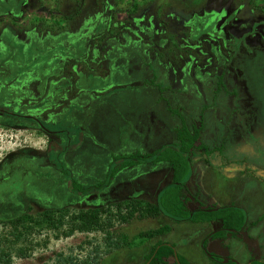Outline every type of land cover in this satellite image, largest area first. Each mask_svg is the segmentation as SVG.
I'll return each instance as SVG.
<instances>
[{
    "label": "rangeland",
    "instance_id": "374dc122",
    "mask_svg": "<svg viewBox=\"0 0 264 264\" xmlns=\"http://www.w3.org/2000/svg\"><path fill=\"white\" fill-rule=\"evenodd\" d=\"M72 1L0 0V72L7 73L5 79H10L18 73L30 75L34 72L38 79L39 99L46 95L45 90L49 83L47 79H52L54 115L51 120L54 121L46 126L50 131H60L58 134H46L36 128L20 129L0 125V205L16 204L20 208L27 198H32L54 205L71 202L68 213L75 212L76 207H106L108 203L102 199L99 192L83 196L74 195L63 170L69 171L81 183L91 184L97 179L100 180L102 172V180L106 179L109 164H113V155L141 151L139 146L132 145L133 133L136 134L138 129L136 118L144 117L145 109L142 111L140 108L146 102V97L141 94L144 88L148 87L147 80H153L154 73L155 82L167 85L171 82L168 86L174 89L185 80L188 83L187 88L195 91L199 84L195 79L200 76L199 79L208 84L203 85V90L199 91L205 101L209 100L210 95L205 88L213 87L214 81L207 73L196 75L197 69L194 67L196 64L199 67L201 65L194 62L193 56L196 54L195 44L199 45V49L206 47L207 41L214 39L216 46H219L215 48L214 53L217 61L223 65L228 63L231 57L225 69L227 86L238 88L239 91L240 87L247 88V92L244 88L239 92L241 104L257 108L252 123L255 129L251 133L252 136L249 135L250 144H239L241 134L239 131H231L230 125H225V131L218 129L212 146L223 144L222 148L213 149L214 152L204 155L194 153L191 184L202 185V199L207 197L204 190L207 192V189H217L219 192H216L215 196L218 201L223 202L222 204H228L224 202L227 197L241 198L251 205L250 209L254 215L260 213L264 207V184L250 171L256 167L260 169V165L250 158H246V163L243 157H248L247 151L253 148L258 135L261 136V132H264V0H159L158 3L165 4V7L158 10L147 0L144 8L136 15L130 13L133 3L137 1L144 5L143 0H106L107 5L117 1L116 5L113 4L115 21L126 24V31L119 36L121 39H116L115 36L107 40L108 56L105 60L93 64L94 77L83 74L79 71V66L77 70L75 66V75H68L62 70L64 61H60L61 57L56 53L82 52L87 45L82 40L83 33L93 26L102 29V25H105L104 18L109 19L111 15L101 9L86 13L83 9L78 12L80 14H77L78 17L72 23H66V31L59 32L58 14L71 13ZM6 8L15 12H4ZM131 20L138 24L136 30L131 29ZM143 23H150L152 29L145 32L142 29ZM154 32H171V38L168 40L170 50L169 46L164 48V45L161 47L158 44L151 48L150 41L154 40ZM186 37L187 41H184ZM187 51L190 52L191 59ZM168 52L170 54H167ZM171 78H174V81H170ZM110 86L118 87L111 89ZM62 87L64 89H61ZM173 89L172 92H166V101L181 107L179 101L174 102L181 99L182 103L190 105L193 114L197 115L201 103H196L194 98L189 99L190 93L181 90L184 86L177 88L181 96ZM106 90L108 92H105ZM95 91L105 92L101 95V105L110 96L112 101L121 98L122 104L129 110L123 115L125 120L120 122L121 126L117 124V114L113 110L105 111L104 116L99 117L103 128L99 129L100 133H95L96 123L99 124L96 107H89L92 100L89 95H96L93 93ZM29 95L27 91L22 92L24 101ZM239 99L240 97L238 103ZM221 102L225 103L227 100L221 99ZM234 108L238 109L241 115L244 114L242 108H237V105H234ZM45 111L46 109L43 112L35 110L34 113L44 114ZM192 112L189 114L193 117ZM85 122L86 128L83 126ZM237 122V118L233 119L231 125L236 127ZM90 123L93 125L89 126ZM145 126L153 127L152 122L145 123ZM121 129L123 133L126 129L129 130V135L120 137L123 141L119 138ZM229 133L232 135L229 136ZM49 142H52L50 153L47 150ZM260 148L264 150V140L260 141ZM260 148H254V151L258 154L264 153ZM257 153L259 162V157L264 158V154ZM203 159H206L207 163ZM142 163L152 164L151 161ZM246 166L248 169L245 172ZM261 173L264 177L263 170H260V175ZM140 181L146 185L149 178H139L138 182ZM115 206H112L111 210L116 211ZM3 215L0 213L1 246L7 244L1 243L3 238L12 239L9 234L10 227L3 223ZM68 215L66 220L69 222ZM101 218L102 222L106 223L108 217L101 215ZM148 221V218H135L126 223L112 220V226L103 230L75 229L70 235L49 229L39 233L32 231L27 236L30 241H25L29 244L27 254L14 255L10 264H140L149 250L148 243L135 247L136 243L126 244L123 236L130 239L140 231L150 230V227L161 224L159 219L153 220L151 225ZM70 224L71 220L64 223V230H67ZM176 230L172 231L167 239L178 248ZM107 232L111 236L110 239Z\"/></svg>",
    "mask_w": 264,
    "mask_h": 264
},
{
    "label": "trees",
    "instance_id": "16d2710c",
    "mask_svg": "<svg viewBox=\"0 0 264 264\" xmlns=\"http://www.w3.org/2000/svg\"><path fill=\"white\" fill-rule=\"evenodd\" d=\"M158 1L159 0H150V4L153 5L155 10L165 7V4L158 3ZM116 2L112 1L107 5L106 0H73L71 3L73 9L71 8L72 11L70 9L71 13L60 12L58 14L59 21L57 22V25L59 26V32L66 31V27L78 17L80 14H78V12H81L83 9L86 10L84 11L85 13L91 10L97 11L101 9L102 12L104 10L107 11V14L111 15L109 19L104 18L103 22L105 25H102V29H96L97 26H93L90 27L87 32L85 31L83 33L82 40H84L87 45L82 52H72V54L71 52L63 53L62 51H59L56 53L58 57H61L59 60L64 61L62 70L66 71L65 73L73 76L76 74L75 72L79 66V71H82L83 74L89 77H94L95 68L93 64L98 63L100 60H105L108 56L106 53L107 40L110 37L115 36L116 39H121L119 36L126 31V24L115 21L116 19L113 8L114 5H116ZM146 2L148 1L143 0V4ZM144 6L145 4L142 5L136 1L133 3V9L130 13L136 15L142 10V8H144ZM5 10L6 11L4 12H15L13 9L6 8ZM20 12H22V9ZM131 21L132 22L129 23L131 29L136 30L138 24L134 22V20ZM62 22L65 25H62ZM98 24L101 25V23ZM161 36L156 35L155 40L161 42ZM75 81L76 77L74 78V82ZM116 87L118 86H112L111 89H116ZM61 89H64V87ZM59 132L60 131L58 130L53 131L55 134H58ZM175 133L176 142L164 145L152 152H134L127 155H113V164H109L105 180H95L91 184H83L74 178L69 171L63 170V175L69 179L70 191L74 195L83 196L100 192L111 183L116 173L125 167L146 161H151L152 163L168 161L173 170L172 181L162 190L163 192L160 195L158 206L145 203L142 200L132 199L123 204L108 203L106 207L103 205H95L88 209L76 207L75 212L68 213L70 205L72 204L71 202L54 205L47 204L44 201L40 202L32 198H27L23 207L20 208L16 204L0 205V213L5 216V218L2 219L3 223L8 224L10 227L9 234L12 236L11 240H8L9 238L5 237L1 241V243L7 242L4 246L0 245V261L2 264H10L14 255L24 256L27 254L26 251L28 250L27 246L29 244L25 243V241H30L27 237L28 234H31L32 231L39 233L44 229L55 230L60 233L62 232L61 234L63 235H70L75 229L80 231L103 230L105 227L108 228L112 226V220L126 223L135 218L142 219L159 215L160 211L168 213L173 217H189L192 220L220 218L223 217L224 212L228 211L231 213L229 216L227 215L225 217L224 223L239 227L243 218L240 213H237V211L232 209L233 206L231 205L220 207L218 210L211 212L195 210L194 212L192 211V215H190V212L185 208V200L181 198V190L190 174L191 155L194 150H206V146L200 138L201 125L198 127L194 125L191 129L182 121L181 125L175 129ZM205 152H207V150ZM37 204H39V206H37ZM112 206L117 207L116 211L111 210ZM67 215L72 224H70V227L67 230H64V223L70 222V220L69 222L66 220ZM101 215L108 217L106 223L102 222ZM168 229V226L164 225L157 229L140 231L130 239H127L125 235L123 238H125L126 244L133 245V243H136V246H140L146 243L149 239L166 233ZM107 236L109 239L111 238L109 232H107ZM172 255V245L170 246L163 241H157L152 245L149 253L145 256L144 261L140 264H146L148 261L147 264H167V258ZM178 261L180 264H186L185 262H182L179 257Z\"/></svg>",
    "mask_w": 264,
    "mask_h": 264
},
{
    "label": "flooded vegetation",
    "instance_id": "af4514ba",
    "mask_svg": "<svg viewBox=\"0 0 264 264\" xmlns=\"http://www.w3.org/2000/svg\"><path fill=\"white\" fill-rule=\"evenodd\" d=\"M264 23V21H263ZM152 25L150 23H143L142 24V29L147 32L149 31ZM170 33L166 32H154V40L150 41V46L153 49L155 46L154 44H158L159 46L164 48L169 46L170 50V42L168 41L171 36ZM162 34V36H161ZM155 35L161 36L162 41L157 42L155 40ZM181 38V36H180ZM188 39H192L191 37ZM187 41V37L184 38V41ZM208 42V47H202L198 48V44H195L196 48V54L193 56L194 62H197L198 64L201 65V67L197 66L194 67V69H197L196 75H201L203 73H207L209 76H211L212 81H214L213 87H208L206 86V90L210 95L208 97L209 100L203 99V95H201L200 90L202 89L203 85H207L208 83L200 80V76H197V81L198 84V89L195 91L194 89L187 88V82L181 81L178 85L177 88L181 89V86H184V91H187L189 94V99L194 98L196 103H201L200 110L198 111V114L195 115L192 112V109L190 108V105H188L186 102L182 103L181 99H176L174 102H178L181 104V107L179 105L171 104V102H167L165 97L166 92H172L171 86H168L167 83H160V82H155L156 75L155 73L153 74V80H147L146 84L149 87H145L144 90L154 92V94H157L158 100L162 101L163 103L168 105V108L170 111L174 112L177 114L179 120H180V125L183 122L187 124L191 129L192 127L199 126L201 125V141L203 144L206 146V150H194L193 154L191 155V165H190V174L189 177L186 179L183 187H182V199L185 200L184 206L185 208L190 212V215H192V211L194 212L195 210H202L205 212H211V211H216L220 207L226 206V205H221L217 206L215 203H212L208 198H201V191L199 186V183H196L195 185L190 184L191 183V177H192V157L195 152H198L200 155L204 154H209L214 152V150H217L219 147L222 148L223 144H218L217 146H212V141L214 139V135L216 134L217 130L219 129V124L222 125V131H225V125H230L231 131H239L241 134V139L239 144H250V140L248 139L253 133L254 124V116L256 115L257 108L253 106L252 108H249L247 105H242L241 104V95L240 91L244 87H240V91L238 88L232 87L229 88L226 83V67H228V64L231 61H228V63H224L223 65L217 61V58L214 57L215 53V48L219 47L216 46V43L214 39L212 41H207ZM190 52L187 51V54L189 58L191 59V54ZM167 54H170L168 52ZM175 56V55H174ZM171 58V57H170ZM162 60V58L160 57ZM160 60V61H161ZM167 60V59H165ZM164 63L163 61H161ZM166 63V62H165ZM198 67V68H197ZM210 67V68H208ZM176 69V68H175ZM173 73L174 71L171 70ZM34 72L30 73V75L27 74H15L13 75L12 78L10 79H5L7 77V73H1L0 72V94L2 96L0 97V125L2 126H7L9 128H36V129H41L46 134H51L53 131H50L46 125L51 124L54 120L53 115H54V87L53 84H51L52 79H47L49 82L47 84L46 88V95L42 96L41 99L38 98V79L34 76ZM25 77V78H24ZM170 81H174V78H171ZM243 85V84H242ZM12 86V87H11ZM154 88H152V87ZM191 87V83H190ZM177 88H174V92L178 93L179 96L180 92ZM3 89V90H2ZM245 91L247 92V88H244ZM243 89V91H244ZM6 94H3V92ZM27 91L30 93V97L28 96V99L24 101L22 97V92ZM183 96V95H182ZM186 97V96H185ZM240 97L238 103V98ZM207 98V95H206ZM188 100V97L186 98ZM221 99H226L227 102H221ZM234 105H237V108H242L244 114L241 115V113L237 110H235ZM174 106V107H172ZM256 108V109H255ZM46 109L44 114H35L34 111H39L41 110L42 112ZM252 109V110H251ZM182 112V113H181ZM192 112V116H190L189 113ZM246 113L248 116H246ZM188 115V117H187ZM241 116V117H238ZM248 117V120H246ZM189 120H188V119ZM238 119L237 126L234 127L231 125L233 122V119ZM215 121V123H214ZM214 123V124H213ZM213 125V129H212ZM256 127V126H255ZM264 128V127H263ZM214 133H213V132ZM231 136L232 134L229 133ZM257 134V133H256ZM258 135V134H257ZM252 136V135H251ZM254 136V135H253ZM264 140V132H261V136L258 135L257 141L254 142V146L252 149H249L248 152V157L243 155L242 157L244 158V161L247 163V159H251L252 161H256L255 163L260 165L259 168H253L250 171L252 172L253 176L260 181L262 184H264V177L261 173L260 175V170L264 171V158L259 157V162H258V157L256 156V153L254 151L260 148V141ZM50 144L48 145V153H50V148L52 146V142H49ZM258 146V147H257ZM247 148V147H245ZM214 149V150H213ZM261 149V148H260ZM259 150V149H258ZM262 150V149H261ZM264 152V150H262ZM264 153H257V155H262ZM49 157V154H47ZM247 158V159H246ZM205 163L206 159H203ZM249 163V162H248ZM247 166L245 167L244 171H247ZM243 172V171H241ZM262 172V171H261ZM263 180V182H262ZM189 183V184H188ZM190 188V189H189ZM198 188L197 190H195ZM209 200V201H208ZM230 206V205H228ZM233 206V210L237 211V213H240L242 216L243 220L239 227L236 226H231L227 225L224 223L225 217L230 215L231 212H225L223 214V217L220 218H212L209 220H192L189 217H176L175 223L180 224L183 221H190L192 223L198 224V223H203L206 224L207 226H210L208 229L209 231L206 232V234L203 236L201 239V248L202 250L211 258L212 260L216 261V264H235L234 261H237L233 256L231 255H220L214 250H211L209 248L210 245H213L214 247H228L229 245L226 244V239L227 237H234L237 238L239 241L242 242V244L248 249L249 253V259L245 263H251V264H264V244H262V239H264V229L262 226V222L264 221V207L260 211V213L255 214V217L253 216V213L245 208L244 206H239L235 204H231ZM217 207L215 210L214 208ZM210 209V210H209ZM150 218V217H146ZM237 225V224H236ZM179 228L181 227L180 225L178 226ZM178 228V229H179ZM180 231V230H179ZM255 231V232H254ZM168 245H172L173 249V255H175V246L174 244H170V242L166 241L165 242ZM255 243V245L253 244ZM170 257V256H169ZM169 257L167 258L166 262L168 261ZM172 257V256H171ZM177 257V256H176ZM173 259L171 264H180L178 261V258ZM238 262V261H237ZM243 264V263H241Z\"/></svg>",
    "mask_w": 264,
    "mask_h": 264
},
{
    "label": "crops",
    "instance_id": "0c3cea01",
    "mask_svg": "<svg viewBox=\"0 0 264 264\" xmlns=\"http://www.w3.org/2000/svg\"><path fill=\"white\" fill-rule=\"evenodd\" d=\"M103 92L104 91H95L93 93L96 95L93 96L92 93L89 95L92 99L90 100L89 107H91V109H93V107H96L95 112L99 123H96L95 126L96 134L100 133L99 129L102 127V124L99 120L100 115L104 116L106 112L113 110L117 114V124H120L121 126L122 124L120 122H123L125 120L123 118V115L129 112L128 108L122 104L120 100L121 98L112 101V97L110 96L109 99L106 100L103 105H101L103 100L101 98V95L103 94ZM105 92L108 91L106 90ZM141 95H144V97H146V102L140 108L142 111H144L143 109H145L144 117L140 116L139 118H136L138 122L135 121V124L137 125L136 127L138 129L136 134L133 133L134 142L132 143V145L136 144V146L140 147L141 151L139 153H149L164 145L176 142L175 129L180 126V120L177 114L170 111L168 105L165 104V102L163 103L162 101H159L157 94H154V92L143 90ZM89 107L87 109H89ZM87 109L84 113L83 119L85 118ZM149 122H152L153 127L145 126V123ZM85 125L86 122L83 123V126L86 128ZM92 125L93 123L89 124V126ZM219 129L222 130L221 124H219ZM127 131L129 130L126 129V132L123 133L121 129L119 138L123 137L126 134L129 135ZM120 140L123 141L121 138ZM123 144L125 143H122V145ZM131 153L134 152H128V154ZM219 174L222 175L221 172ZM172 175L173 170L168 161H158L150 165H147V163H140L119 170L111 183L104 189H102L99 193L102 199L107 203L123 204L131 201L132 199H138L142 200L145 203H150L152 205L158 206L160 195L163 192L162 190L171 183ZM103 177L104 173L102 172L101 178L99 177V179L102 180ZM143 177L149 178V182L147 181L146 185L141 182L142 180L138 182L139 178ZM203 192L206 193V196L209 197V200L212 203H215L217 206H228L233 203L235 205L244 206L250 211V213L252 212L250 209L251 205H249L247 201L241 198L237 199L235 197H227V201L224 202H227L228 204H222L223 202L218 201V197L215 196V193L219 192L217 189H207V192L205 190ZM255 216L253 214L252 217ZM175 218L176 217H173L170 214L164 213L162 211L159 212V215L148 218V224L150 225L153 220L157 221L159 219L161 221L160 225H158L157 227H150V230L160 228L164 225H167L169 229L166 233L157 235L149 239L145 243H148L149 248L147 254L149 253L152 245L157 241H168L170 242V244H174L170 239L167 238L169 235H171L172 231H175L177 229L176 238L178 239L179 246L178 248L176 247L174 251L177 258L179 257L182 262H185L186 264H216V261L209 258V256L201 248V239L206 234V232L209 231L208 229L210 228V226H207L203 223L195 224L190 221H183L182 223L177 224L175 223ZM179 225L181 226L180 228L178 227ZM262 226V229H264V221L262 222ZM262 242V244H264V239H262ZM225 243L229 245V248H218L214 247L213 245H210L209 248L220 255H231L239 263H245L248 261V249L242 244L241 241L234 237H227ZM253 244L255 245V243ZM136 247H141V245ZM173 259H175V255L169 257L167 264H171Z\"/></svg>",
    "mask_w": 264,
    "mask_h": 264
},
{
    "label": "water",
    "instance_id": "95a60500",
    "mask_svg": "<svg viewBox=\"0 0 264 264\" xmlns=\"http://www.w3.org/2000/svg\"><path fill=\"white\" fill-rule=\"evenodd\" d=\"M214 209L216 210L217 207H215ZM209 210H210V209H209ZM175 257H176V254H175ZM176 258H177V257H176ZM148 262H149V261H148ZM148 262H146V264H147ZM234 263H235V264H241V263H239V262H237V261H234ZM243 264H251V263H243Z\"/></svg>",
    "mask_w": 264,
    "mask_h": 264
}]
</instances>
